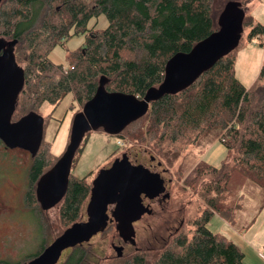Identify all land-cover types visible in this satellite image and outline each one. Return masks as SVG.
<instances>
[{
  "label": "trees",
  "instance_id": "obj_1",
  "mask_svg": "<svg viewBox=\"0 0 264 264\" xmlns=\"http://www.w3.org/2000/svg\"><path fill=\"white\" fill-rule=\"evenodd\" d=\"M214 2L2 0L0 39L7 42L15 61L24 70L13 118L37 112L45 102L57 105L68 93L83 106L95 94L101 76L107 79L106 90L143 97L148 88L162 82L171 56L188 52L217 29ZM100 14L105 15L107 26L88 27V22ZM243 28L249 30L248 40L264 37V26L251 15L245 14ZM78 34L85 35L83 44L67 50L66 68L48 58L56 45H63ZM236 48L187 88L152 101L142 117L118 134L124 139L153 141L160 149L162 142H188L217 130L229 155L233 152L235 155L232 164L223 162L219 167L200 161L184 179L185 187L196 190L206 204L201 215L191 220L194 231L190 238L177 228L161 239L153 261L149 260L148 251L139 249L117 255L114 264H243L244 253L239 246L207 226L213 213L226 215L232 222L231 211L242 207L239 201L233 207L225 205L233 173L264 186V60L256 79L246 87L234 73ZM136 124L139 127L134 129ZM86 140L87 137L76 152L72 167ZM48 144L42 139L27 169L28 187L23 195L26 207L39 208L34 183L53 165L50 152L43 148ZM90 189L87 175L80 178L70 175L59 208L65 228L79 220ZM88 253L86 246L76 245L61 264H86Z\"/></svg>",
  "mask_w": 264,
  "mask_h": 264
},
{
  "label": "rangeland",
  "instance_id": "obj_2",
  "mask_svg": "<svg viewBox=\"0 0 264 264\" xmlns=\"http://www.w3.org/2000/svg\"><path fill=\"white\" fill-rule=\"evenodd\" d=\"M230 1L240 3L246 15H251L255 22L264 26V0H215L213 5L215 20L223 6ZM107 24L105 15L100 14L88 22V27L103 29ZM248 31V28H243L241 40L234 53L233 67L236 78L246 87L256 79L264 60V37H253L248 40L246 37ZM84 38V34L69 37L63 45H56L49 52L48 58L66 68L67 50L77 49L83 44ZM81 107L74 100L73 94L68 93L57 105L45 102L37 111L44 119L43 140L49 144L43 148L50 152L52 164L65 150L73 117ZM138 124L134 129L139 127ZM220 137L219 131L212 130L188 142H162V148L158 149L153 141H135L129 137L124 139L119 135L108 134L102 129L90 130L85 145L70 170V175L79 178L87 175L91 181L96 173L126 152L133 164L141 163L151 167L152 170L161 173L169 183L168 197L156 199L151 206L153 212L143 214L144 216L133 223L134 239L125 243L121 241L113 223L85 242L84 246L89 252L86 264H114L117 259L114 246L118 244L124 247L123 255L142 249L148 251V258L153 261L158 255L161 239L166 238L175 229L183 230L190 238L194 231L191 220L201 215L206 204L196 190L185 187L184 179L200 161L217 167L223 162L232 164L235 153L229 155ZM30 161L31 156L25 152L20 150L8 152L0 149V264L20 261L35 254L40 247L48 245L65 229L59 218L61 202L42 212L38 209L32 212L23 205ZM153 162L157 163V166L149 165ZM169 179L171 180L168 181ZM228 189H231L225 198V205L228 208L241 200L245 207L252 208L255 206L254 203L262 200L261 212L255 211L254 219L259 215L260 228L264 226V186L261 187L235 172L228 182ZM86 202L87 200L81 208L83 220L86 218ZM231 212L232 217L238 218L236 210ZM207 226L212 232L226 236L239 246L241 244L244 252L247 250L249 252L250 248L245 247L240 241L241 231H238L237 224L230 222L226 215L213 213ZM256 227L252 225L251 229ZM66 254L67 249L62 252L55 264H61ZM245 261L248 263L249 259Z\"/></svg>",
  "mask_w": 264,
  "mask_h": 264
},
{
  "label": "water",
  "instance_id": "obj_3",
  "mask_svg": "<svg viewBox=\"0 0 264 264\" xmlns=\"http://www.w3.org/2000/svg\"><path fill=\"white\" fill-rule=\"evenodd\" d=\"M2 0H0L1 2ZM245 11L238 2H227L217 17V29L197 42L188 52H177L165 65L164 78L143 97L105 89L101 76L95 94L86 101L72 121L69 142L57 161L39 178L36 196L43 209L50 208L64 196L72 161L85 133L102 129L118 135L131 122L142 117L150 103L163 95L177 93L198 79L222 56L237 47L243 32ZM24 83V70L15 61L7 42L0 39V139L10 148L22 147L34 155L43 139L44 119L29 111L11 121L16 101ZM164 180L142 164H132L127 155L116 158L110 167L100 170L92 180L86 205L87 219L72 223L25 264H55L64 249L89 241L107 225L109 204H115L112 216L124 241L134 239L133 222L150 213L141 194L149 199L165 191ZM118 252L122 247L114 246Z\"/></svg>",
  "mask_w": 264,
  "mask_h": 264
},
{
  "label": "crops",
  "instance_id": "obj_4",
  "mask_svg": "<svg viewBox=\"0 0 264 264\" xmlns=\"http://www.w3.org/2000/svg\"><path fill=\"white\" fill-rule=\"evenodd\" d=\"M253 205L255 206H252V208H248L245 207L244 204H242V207L236 210V213L238 212L239 214H237L238 218L234 216L232 221L237 224L238 231H241L240 241L245 244V247L247 246L248 248H250L249 252L248 250L247 252H244L243 248L240 247L241 244L239 246L235 241L234 243L237 244L244 253L243 264H264V226L260 228L261 217H259V215H257L254 219L255 211L258 210L259 212H261L260 209H262L263 202L262 200H259ZM252 225H256L257 227L255 229H251ZM247 258L249 259L248 263L247 261H245L248 260Z\"/></svg>",
  "mask_w": 264,
  "mask_h": 264
},
{
  "label": "flooded vegetation",
  "instance_id": "obj_5",
  "mask_svg": "<svg viewBox=\"0 0 264 264\" xmlns=\"http://www.w3.org/2000/svg\"><path fill=\"white\" fill-rule=\"evenodd\" d=\"M18 64V63H17ZM19 65V64H18ZM22 67V66H21ZM23 68V67H22ZM81 109H82V107H81ZM80 109V110H81ZM80 110H78V111H76V113L77 112H79ZM75 113V114H76ZM13 114H14V112H13ZM13 114H12V117H11V121H15V120H17V119H14L13 118ZM89 131L90 130H88L86 133H85V135H84V137H83V139H82V141H81V143H80V145H79V147L81 146V144H82V142L84 141V138L85 137H88V135H89ZM87 135V136H86ZM69 142V141H68ZM68 144V143H67ZM85 145V144H84ZM67 146V145H66ZM79 147L77 148V150H76V152L78 151V149H79ZM84 147V146H83ZM66 148V147H65ZM0 149H3V150H8V152L9 151H11V150H20V151H22V152H25V153H27V154H29L30 156H31V158L33 157V155L31 154V152L29 151V150H27V149H25V148H22V147H13V148H10V147H8L1 139H0ZM64 152V151H63ZM76 152H75V154H76ZM123 154V153H122ZM125 154L127 155V153L125 152ZM62 155V154H61ZM75 156V155H74ZM127 157H128V159H129V161L131 162V159H130V157L127 155ZM59 158V157H58ZM57 158V159H58ZM117 158H121V156L120 157H117ZM74 159V158H73ZM57 161V160H56ZM55 161V162H56ZM31 162V161H30ZM54 162V163H55ZM73 162V161H72ZM112 162H113V160L110 162V164L106 167V168H108V167H110L111 166V164H112ZM53 163V164H54ZM132 163V162H131ZM133 164V163H132ZM136 164H141V163H135V165ZM154 162L152 163V164H149V165H152V166H157V163H155L154 165ZM29 165H30V163H29ZM29 165H28V168H29ZM143 165V164H142ZM145 166V165H144ZM146 167V166H145ZM71 168H72V165H71ZM148 169H150L151 171H153V172H157V171H154V170H152V168L151 167H147ZM160 175H161V173H159ZM96 175H97V173H96ZM95 175V176H96ZM72 176V175H71ZM69 177H70V174H69ZM161 177L163 178V180H164V185H165V187H166V192H167V186H168V183L169 182H167L166 180H165V178L161 175ZM40 178V177H39ZM39 178L36 180V182L34 183V186H35V189H34V195H35V199L37 200V196H36V186H37V182H38V180H39ZM95 178V177H94ZM93 178V179H94ZM92 179V180H93ZM28 176H27V184H26V188L28 187ZM68 180H69V178H68ZM92 180H91V186H92ZM171 179H169L168 181H170ZM68 186V185H67ZM26 188H25V190H26ZM67 190V189H66ZM25 192V191H24ZM23 195H24V193H23ZM65 195V194H64ZM89 196H90V194H89ZM64 197V196H63ZM63 197H62V199H63ZM159 198H162V199H164L163 197H162V194L161 195H159V196H157V197H154V198H152V199H149L147 196H145V194H141V199H142V203L145 205V206H148L149 207V210H150V213H152L153 212V209L151 208V206H152V203L156 200V199H159ZM62 199L58 202V203H60L61 201H62ZM33 200H34V198H33ZM88 200H89V197H88ZM88 200H87V202H88ZM87 202H86V205H87ZM37 203H38V205H39V208H38V211L39 212H42V211H46V210H49L50 208H52V207H54L55 205H57L58 203H56L54 206H51L50 208H47V209H43L42 207H41V205H40V203H39V201L37 200ZM23 205H24V199H23ZM86 205H85V215H86V218L84 219V220H86L87 219V214H86ZM114 207H115V204H109L108 205V207H107V211H106V213H107V215H108V221H107V225L105 226V228H103L102 230H105V229H107L109 226H111L113 223L115 224V229L117 230V222L114 220V218H113V216H112V212H113V210H114ZM29 208V210L30 211H34L35 209L33 208V207H28ZM148 212H146V213H144V214H147ZM82 215L83 214H81L80 215V218H79V220H77V221H75V222H78V221H84L83 219H81V217H82ZM142 216H144L143 214L141 215V217ZM140 217V218H141ZM135 222V221H134ZM133 222V223H134ZM66 229V228H65ZM64 229V230H65ZM101 230V231H102ZM63 232V231H62ZM61 232V233H62ZM100 232V231H99ZM99 232H97V233H99ZM96 233V234H97ZM117 234H118V236H119V238L121 239V241H123L124 243L126 242V241H124L123 240V238L119 235V232H118V230H117ZM85 244V242H83V243H81V245H84ZM77 245H80V244H77ZM47 246V245H46ZM76 246V245H75ZM75 246H73V247H75ZM115 246H121L122 248L117 252L116 251V253H117V255H120V256H122L123 255V245H120V244H118V245H115ZM73 247H68V248H66L67 249V254H66V256L68 255V253L71 251V249L73 248ZM65 250V249H64ZM63 250V251H64ZM62 251V252H63ZM41 252V251H40ZM62 254V253H61ZM36 255L34 254V256H32V255H29V256H26V257H24L23 259H21L20 261H15V262H11V263H8V262H5V264H25V263H27L28 261H30L32 258H34ZM66 256H65V258H66Z\"/></svg>",
  "mask_w": 264,
  "mask_h": 264
}]
</instances>
